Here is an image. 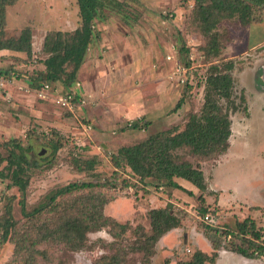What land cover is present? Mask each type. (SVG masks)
Segmentation results:
<instances>
[{
  "label": "rangeland",
  "instance_id": "obj_1",
  "mask_svg": "<svg viewBox=\"0 0 264 264\" xmlns=\"http://www.w3.org/2000/svg\"><path fill=\"white\" fill-rule=\"evenodd\" d=\"M6 1L10 0H0V8ZM118 1L120 6L97 25L99 37L78 71L81 89L98 101L73 109L40 99L38 84L31 86L29 80L45 70V37L58 31L72 33L81 26L77 0H16L5 6L0 45L30 30L32 53L0 49V70L10 76L0 94V241L10 197L16 222L14 239L0 244V264H104L115 259L118 264H180L197 254L203 256V264H217L221 255L237 258L240 254L233 250L245 244L243 236H227L239 230L238 217L232 213L236 209L217 207L218 192L207 190L212 185L239 209V219L251 216L258 229L264 225V9H254L249 24L238 15L222 19L213 32L221 48L214 57L204 49L210 35L195 19V0ZM220 60L234 62L233 101L238 110L231 113L229 148L206 159L189 148L177 150L180 160L202 169L206 189L192 183L185 189L140 180L128 168L114 175L111 156L118 149L158 132L183 131L191 116L201 112L206 77ZM181 65L187 69L184 83L175 74ZM56 83L64 91L63 83ZM137 122L141 127L132 128ZM13 152L26 153L39 167L9 169ZM90 160L95 161L94 168L83 170ZM113 176L117 185L95 193L108 198L104 214L127 225L126 232L117 226L90 232L79 251L39 241L47 216L29 221L23 215L19 204L23 186L26 210L32 212L57 188ZM161 204L172 205L169 211L180 224L168 232L165 243L153 244L147 240L153 234L150 212ZM207 214L214 216L213 223L205 221ZM259 260L264 262V256Z\"/></svg>",
  "mask_w": 264,
  "mask_h": 264
},
{
  "label": "trees",
  "instance_id": "obj_2",
  "mask_svg": "<svg viewBox=\"0 0 264 264\" xmlns=\"http://www.w3.org/2000/svg\"><path fill=\"white\" fill-rule=\"evenodd\" d=\"M16 0L1 3L0 20L4 21L5 6L13 5ZM197 11L195 19L203 27V32L210 35L209 44L204 49L214 57L220 55L219 37L213 34L222 19L236 15L244 24L252 20L254 9L263 8L264 0H195ZM81 26L74 32H55L45 37L43 52L47 58L43 61L45 70L31 78L30 85L42 86L44 83L61 82L67 90H71L77 83L78 71L86 59L88 50L94 39L99 37L97 25L107 20L109 10L120 6L118 0H77ZM169 17V14L168 16ZM0 49H10L31 56L32 43L30 30H25L18 40H8ZM191 65V63H190ZM68 66H73L67 71ZM234 62L220 60L210 67L205 80L204 104L199 114L191 116L185 129L180 132L162 131L151 135L143 142L132 146H124L111 156V162L117 172L121 168H128L140 180L153 179L165 183L173 188H182L177 182L184 179L202 191L206 189L204 172L194 167L190 162L180 160L177 150L189 148L191 153L203 158H212L222 155L229 148L232 136L231 113L238 110L233 101L235 80L232 75ZM2 73H7L0 70ZM180 101L178 107L182 105ZM141 122L132 126L138 129ZM146 125V124H145ZM19 149L20 146L17 145ZM54 146V153L58 150ZM83 170H92L95 161H88ZM13 166L26 168L39 167V164L27 156L26 153L13 152L9 158V169ZM126 181V180H125ZM117 177H111L103 182H71L61 188L53 190L47 197L46 204L35 208L32 212L26 210V187L23 186L21 205L23 215L29 221H35L46 215L47 220L42 223L39 237L45 242H57L70 251H79L86 244L88 233L108 227H120L126 232L128 226L119 224L112 217L104 214V207L108 198L95 191L100 188L113 187ZM128 185V182H125ZM13 199L9 198L6 204L7 218L2 225L0 244L14 239L12 232L16 226L13 212ZM82 205V206H81ZM169 204L164 208H154L150 212L153 234L147 237L148 242L155 244L169 231L177 228L180 219L170 213ZM207 208L202 209L206 214ZM236 234L227 233V236L241 235L245 244L237 246L233 251L248 259H259L264 256V232L258 229L250 217L239 222ZM36 240L32 242L35 244ZM26 242V240H25ZM17 244V242L15 241ZM18 245V244H17ZM20 251V248L18 249ZM204 258L197 254L191 261L180 264H203ZM118 264L117 260L111 263Z\"/></svg>",
  "mask_w": 264,
  "mask_h": 264
},
{
  "label": "built area",
  "instance_id": "obj_3",
  "mask_svg": "<svg viewBox=\"0 0 264 264\" xmlns=\"http://www.w3.org/2000/svg\"><path fill=\"white\" fill-rule=\"evenodd\" d=\"M165 16H168L166 14ZM170 17H173L172 14H170ZM173 56L169 55L168 59L171 60ZM180 65V64H179ZM191 70V68H188ZM186 67L183 65L179 66L176 69L175 74L179 76V80L184 83L185 80L182 78V76L186 75ZM10 81V76L7 73L0 72V94L5 92L8 84ZM57 84L52 83H44L42 86H40L37 89V95L40 99L43 100H52L55 103H57L59 106L67 107L68 109H73L76 106L83 107L84 105L93 103L90 101L87 97H85L81 91V84L77 82L74 87H72L71 90L65 89L64 91L59 89L57 87ZM205 221L209 224L214 222V216L211 214H207L205 216ZM264 240V236H263Z\"/></svg>",
  "mask_w": 264,
  "mask_h": 264
},
{
  "label": "crops",
  "instance_id": "obj_4",
  "mask_svg": "<svg viewBox=\"0 0 264 264\" xmlns=\"http://www.w3.org/2000/svg\"><path fill=\"white\" fill-rule=\"evenodd\" d=\"M97 29V28H96ZM90 49V48H89ZM52 84H57V83H55V82H53ZM81 84V83H80ZM58 85V84H57ZM64 88V90L66 89L65 87H63ZM80 91H81V93H82V91H83V95L85 96V97H87L90 101H92V102H96V101H98L97 99L95 100L94 98H92V96L90 95V94H88V92L86 91V89H81L80 88ZM92 104V103H91ZM177 182L179 183V185H181L182 187H188V186H186V184L187 183H190V182H188V181H186V180H184V179H178L177 180ZM216 187H215V185H212V186H209V188H207V190L209 191V192H213V191H215V192H218V196H217V200H216V206L217 207H219L220 209H222V208H225V209H236L235 211H233L232 213H233V215H235L236 214V216L238 217V221L239 222H241V221H244L246 218H248V217H246L245 218V216H241V218L239 219V209L237 208V207H235V204H231L230 202L229 203H227V198H226V196H225V193H224V191L223 190H221V189H215ZM186 189V188H185ZM153 197H151L150 199H152ZM209 204H211V203H209ZM164 204H161V205H159V206H153L154 208H164ZM236 206H238V205H236ZM153 209V208H152ZM249 217H251V216H249ZM228 219V218H227ZM253 219V218H252ZM260 229H262L263 230V232H264V225L262 224L261 226H258ZM169 235H171L170 233H168L167 235H164L160 240H161V243H165L166 241H167V239H168V237H169ZM232 255H235V254H233L232 253ZM237 258H234V256H231V255H227L226 256V258H224V256H222L221 255V257H220V259L218 260V262H217V264H232V259H234V263H236V264H264V262H262L261 260H259V259H248V258H245V257H243V256H241V255H235ZM236 259V260H235ZM233 263V264H234Z\"/></svg>",
  "mask_w": 264,
  "mask_h": 264
}]
</instances>
